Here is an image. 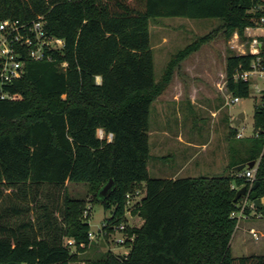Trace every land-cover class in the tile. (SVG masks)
Here are the masks:
<instances>
[{"label": "trees", "instance_id": "obj_1", "mask_svg": "<svg viewBox=\"0 0 264 264\" xmlns=\"http://www.w3.org/2000/svg\"><path fill=\"white\" fill-rule=\"evenodd\" d=\"M258 1L0 0V20L42 16L47 34L63 40L49 60H27L23 75L5 86L11 97L0 98V264H70L86 251L92 242L90 207L85 198L69 194L66 182H84L90 201L110 210L103 221L106 241L111 226L126 221L127 211L142 219L125 229L133 236L124 242L126 255L106 249L86 258L87 264H264V253H231L237 223L231 212L242 198L234 200L232 185L248 189L245 178L233 171L159 178L147 169L152 103L176 67L215 33L236 32L245 40V27L258 16L250 9ZM176 16L217 18L221 24L172 54L155 80L149 20ZM252 58L226 55L232 95L249 96V82L233 74L250 69ZM263 100L254 107L257 135L236 138L231 128L237 144L228 149L231 170L260 157L259 198L264 197ZM109 179L110 189L100 194ZM141 188L144 195L128 207L126 195Z\"/></svg>", "mask_w": 264, "mask_h": 264}, {"label": "rangeland", "instance_id": "obj_2", "mask_svg": "<svg viewBox=\"0 0 264 264\" xmlns=\"http://www.w3.org/2000/svg\"><path fill=\"white\" fill-rule=\"evenodd\" d=\"M220 24L221 20L217 18H150L149 37L155 80L160 78L172 54L199 36L210 33ZM240 41L233 34L226 37L221 30L215 33L211 40L183 61V68L189 69H184L180 74L175 73L165 92L152 103L148 122L150 155L147 169L150 177H162L177 170L180 172L185 161V156L183 158L180 152L181 145L174 138L167 139L162 135L161 131L164 129L171 133H181L195 143L190 152L193 157L178 177L227 175L232 172L228 167V149L231 144H237V140L230 135L231 128L236 130V127H242L244 133L250 135L253 131L254 107L260 102L259 92L250 86L249 96L240 97L237 103L230 106L224 104L225 90L220 89L226 81L223 58L229 52H238ZM220 71H223V76L219 74ZM256 81L259 86H264L263 78ZM188 99L194 101L192 109L187 105ZM239 111H243L245 117L235 126L229 114L233 119ZM160 138L166 140V146L159 145ZM143 188L132 199L133 202L144 195ZM67 189L71 196L87 200L86 206L90 207V230L98 234L86 251L80 253L78 260L70 264H87L86 258H94L106 249L123 254L126 248L116 244L112 235L106 241L98 233L103 221L110 216V210H105L100 202L90 201L91 195L87 194L84 182H70ZM248 209L247 218L239 221V227L235 228L230 240L231 253L234 256L264 253V216L255 208ZM125 222L127 226H137L141 220L137 215L129 216L126 212ZM251 228L258 232V239L250 233ZM70 248L75 250L74 246L70 245Z\"/></svg>", "mask_w": 264, "mask_h": 264}, {"label": "built area", "instance_id": "obj_3", "mask_svg": "<svg viewBox=\"0 0 264 264\" xmlns=\"http://www.w3.org/2000/svg\"><path fill=\"white\" fill-rule=\"evenodd\" d=\"M251 11L258 14L254 24L246 26L244 29L245 40H241L238 46L237 54L250 53L253 55L251 61V67L247 70H236L233 74V78L242 79L243 81L249 82L250 86H253L256 92H259L260 98L264 96V86H259L257 83L258 78L264 79V0H259L251 9ZM44 21L42 16L37 17L29 21H21L18 19H2L0 20V98H10L11 94L5 90V86L10 84L13 80L20 78L25 71V64L27 60H42L50 59L49 52L53 49H60L63 45V40L58 37L51 36L47 34L44 29ZM235 39H240L238 34L233 33ZM220 89H224V104L232 105L240 100L239 96L232 95L226 87V81L222 83ZM264 105V100H263ZM257 135V133H252L247 135L244 133V128L236 127V138H242L245 136ZM100 136H102V131H100ZM111 138V134H108V139ZM260 157L255 160L254 166L252 168L244 167L241 171L235 172L237 177L245 178L249 183L248 189L242 195L240 202L238 204L239 209L237 211L231 212V216L237 218L236 226H239V221L247 218L245 208L251 207L255 208L252 198L250 199L248 193L252 189V185L255 182V173L259 164ZM236 189V187L232 185ZM139 190L135 191L134 194H127V206H132L133 198L139 195ZM261 203L264 202V197L260 198ZM132 203V204H131ZM88 211L84 212L86 215ZM129 213V211H127ZM262 215V214H261ZM102 223L98 233L101 237L105 235L103 231ZM112 235L113 240L116 244L124 246L125 240L132 239L133 236H128L125 232L127 224L121 222L118 225H113ZM250 233L255 239L259 238L258 232L254 229H250ZM98 234H95L91 230L88 232V237L93 240ZM66 244L69 246H74L73 239H66ZM82 245V244H81ZM75 248V247H74ZM128 248V247H126ZM128 251L123 254L126 255Z\"/></svg>", "mask_w": 264, "mask_h": 264}, {"label": "crops", "instance_id": "obj_4", "mask_svg": "<svg viewBox=\"0 0 264 264\" xmlns=\"http://www.w3.org/2000/svg\"><path fill=\"white\" fill-rule=\"evenodd\" d=\"M196 52V51H195ZM195 52H193V53H195ZM226 58V57H225ZM225 58H223V62H222V65H223V63H225ZM184 61V60H183ZM183 61L179 64V66L178 67H176V69H175V71H174V73H173V76L175 75V73H183L184 72V69H189V67H184L183 68ZM224 72H225V68H224ZM219 74L220 75H222L223 76V71H220L219 72ZM225 75V74H224ZM172 76V77H173ZM96 78H98L99 80L97 81V82H100V77L99 76H97ZM164 92H165V90H164ZM194 103V101L193 100H191V99H188L187 100V105H188V107L189 108H191L192 109V104ZM228 115V114H227ZM231 114H229V117H230V119L232 120V118H231V116H230ZM101 131V130H100ZM100 131H99V134H100ZM161 134L162 135H164L165 137H167V139H171V138H174L178 143H179V145H181V150H180V152H181V155H182V157L183 156H185V161H184V163H182V166H181V169H180V172L181 171H183L184 169H186L187 168V165H188V161L193 157V154L191 155L190 154V152H192V149H193V147H194V145H195V143L192 141V139H189V138H185L181 133H171V132H167L165 129L164 130H162L161 131ZM166 140H162L161 138H160V140H159V145L160 146H166V142H165ZM168 142V141H167ZM161 147V148H162ZM150 153V152H149ZM184 158V157H183ZM179 170H177V171H175V172H171V173H168V174H165V175H163L162 177H159V178H170V179H174V178H176V177H178L179 176V174H180V172H178ZM185 177H195V176H185ZM70 182H66V186H68V184H69ZM142 184H144V183H142ZM90 213V212H89ZM129 216H131V214L130 213H127ZM134 216H136V215H134ZM138 218H140L139 216H138ZM140 220L142 221V219L140 218ZM141 223V222H140ZM237 227H239V226H236L235 228H237ZM242 237V236H241ZM124 248H126V247H124ZM125 251H128V248H126L125 250H124V252ZM123 252V253H124ZM252 254H261V253H252Z\"/></svg>", "mask_w": 264, "mask_h": 264}, {"label": "water", "instance_id": "obj_5", "mask_svg": "<svg viewBox=\"0 0 264 264\" xmlns=\"http://www.w3.org/2000/svg\"><path fill=\"white\" fill-rule=\"evenodd\" d=\"M244 117H245L244 112L243 111H239L237 113L236 117L232 119L233 124L235 126H237ZM254 163H255V160H250V161H247V162H243V163L237 164V165L232 167V171L233 172H238V171H241L244 167L252 168L254 166ZM111 185H112V179H109L102 186V188L100 189L99 193L100 194H105L110 189ZM257 185H258V181H255L254 184L252 185L251 198H252V201L254 203V206L256 208H261L262 204H261L260 198L258 197L257 192L255 190ZM245 192H246V187L245 186H242L239 189H237L236 193H235V196H234V200H237L239 197L244 195ZM261 214H262V216H264V209L261 210Z\"/></svg>", "mask_w": 264, "mask_h": 264}]
</instances>
